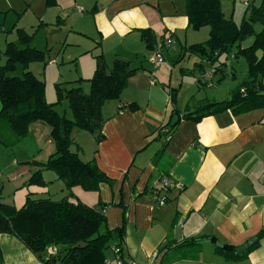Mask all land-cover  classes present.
Returning a JSON list of instances; mask_svg holds the SVG:
<instances>
[{
    "label": "crops",
    "instance_id": "0c3cea01",
    "mask_svg": "<svg viewBox=\"0 0 264 264\" xmlns=\"http://www.w3.org/2000/svg\"><path fill=\"white\" fill-rule=\"evenodd\" d=\"M46 1L0 0V52L8 42L18 44L15 29L32 35L30 46L45 52L47 63H30L27 70L45 83L47 103H56L55 84L64 90L80 87L88 93L98 55L109 67L118 59L135 69L119 99L102 107L106 119L103 140L96 142L85 131L74 130L71 146L82 161L93 160L114 182L101 183L97 192L74 187L71 193L81 203L101 211L110 230L120 227L125 208L123 258L147 264L156 251L154 264H159L165 253L166 264H264V237L244 261L224 259L211 243L200 245L194 258L173 261L177 256L168 250L186 239L211 237L237 248L264 231L263 109L239 115L224 111L198 123L178 117L176 128L169 132L171 139L166 142V135L159 136L162 129L168 131L164 126L170 124L173 110L183 114L209 101L204 96L198 103H191L192 99L184 102L180 93L201 90L210 78H221V73L215 74L198 57L194 67L177 68L192 58L182 55V48L206 41L208 27L194 31L188 26L184 0H55L52 6ZM5 21L11 25L6 26ZM146 29L156 39L166 34L175 39L174 46L163 51L168 63L153 66L147 62L151 51L146 50L139 33ZM180 38L183 46L178 48ZM251 41L243 42L242 47ZM238 61L228 57L224 73L235 77L237 69H242ZM24 71L18 65L10 75L21 77ZM189 73L192 83L184 82ZM130 103L138 109H120ZM20 143L16 146L25 148L17 150L15 146L13 154L0 145L1 201L19 208L27 195L55 201L67 195L63 183L47 170H41L45 187L27 186L32 173L39 170L27 162L43 163L54 152L49 126L31 124ZM162 175L180 188L171 189L166 203L156 207L153 193ZM105 257L113 259L109 250ZM0 264L41 262L15 237L0 234ZM56 264H60L58 259Z\"/></svg>",
    "mask_w": 264,
    "mask_h": 264
},
{
    "label": "trees",
    "instance_id": "16d2710c",
    "mask_svg": "<svg viewBox=\"0 0 264 264\" xmlns=\"http://www.w3.org/2000/svg\"><path fill=\"white\" fill-rule=\"evenodd\" d=\"M254 1L247 3L241 21L236 23L224 16L221 0H184L188 26L194 31L208 27L209 31L206 41L183 47L182 55L192 54L204 60L215 74L221 73L218 81L225 77L228 57L232 56L236 60L242 58L246 64V75L231 90L229 99L206 101L194 111L183 114L173 110L171 116L177 115L182 120L198 123L204 117L224 111L239 115L252 110H264V0H257L256 4ZM54 3L55 0L46 1L47 6ZM256 25L260 26L258 32L255 31ZM15 32L21 47L8 42L3 52H0V145L9 149L19 144L33 123L42 122L49 126L54 152L43 163L27 162L40 168L32 173L27 185L45 187L41 170H47L56 175L69 193L56 201L48 198L31 199L27 195L19 208L3 203L0 199V234L15 237L41 264H56L57 259L60 264H103L109 246L114 244L121 247L123 242L125 208L118 204L123 209L122 222L120 227L110 230L101 211L74 198L71 193L74 187L85 192H97L101 183L112 185L114 182L97 168L93 160L84 162L77 152L71 150L74 145L72 132L85 131L93 135L96 142L102 141L104 137L101 131L106 121L102 107L108 101L119 99L135 69L130 68L128 62L118 59L109 67L103 56L98 55L94 57L95 69L89 79L88 93L80 87L64 90L60 84H55L56 103L48 104L44 82L27 70L30 63H47V54L30 46L31 34L20 28L15 29ZM139 33L146 50L152 51L156 44L153 32L146 29ZM249 39H252L251 43L242 47V43ZM18 65L25 70L22 76H11ZM231 78L234 76L231 75ZM63 100L67 101L71 119L60 115L53 108ZM171 101H174L173 92ZM123 108L130 111L138 109L134 103L120 106V109ZM164 128L173 132L176 124L172 127L167 124ZM164 130H161L160 137H165ZM262 237L264 231L259 232L253 244L241 254H235L236 247L227 244L214 250L228 261H244ZM209 240L213 246L218 242L215 237ZM198 241L186 239L173 248L167 247L177 256L173 261L194 258L201 248ZM79 242L85 246L74 247ZM48 248H53L54 254L48 256ZM166 255L161 256L159 264L167 263Z\"/></svg>",
    "mask_w": 264,
    "mask_h": 264
},
{
    "label": "rangeland",
    "instance_id": "374dc122",
    "mask_svg": "<svg viewBox=\"0 0 264 264\" xmlns=\"http://www.w3.org/2000/svg\"><path fill=\"white\" fill-rule=\"evenodd\" d=\"M248 3H252L254 0H247ZM257 3V0L254 1V4ZM221 6H222V12L224 14L225 17L227 18H232L236 23H238L239 21H241V17L244 15V11L246 9V5H243L240 0H221ZM3 13H0V16H2ZM11 17H8L7 19L9 20ZM2 20V18H0ZM25 24L29 25V19L28 17H26L25 19ZM3 22V21H2ZM0 22V26H1V23ZM5 25L6 26H10V22L9 21H5ZM30 30V29H29ZM260 30V26L256 25L255 26V31L258 32ZM31 31V30H30ZM26 32V31H25ZM189 32H192L191 30ZM2 33V32H0ZM191 34H195V33H191ZM181 40V43L177 45V47H182L183 46V38H180ZM200 41V40H198ZM181 50V48H180ZM183 51V48L181 50V53ZM3 52V50H2ZM189 57H192L190 58V60L185 64H182V65H177V68H184V69H188L189 67H194L195 66V62H196V58L198 56L196 55H192V54H188ZM165 58V57H164ZM199 58V57H198ZM232 59V58H231ZM182 60V59H181ZM192 61V63H191ZM185 62V61H184ZM168 63V58H165L164 60V64ZM188 64V65H187ZM199 64V63H197ZM238 64H240L242 66V69L241 71L237 69V72H236V75L234 78H231L229 72H227L225 74V77L224 79H222L221 81H216V77H212L210 78V83H214V87H208V86H203L201 88V90H195L192 91V90H186L188 87H186V92L183 91L182 93H180V96H185L184 98V102L191 100V103H198L202 97L206 96L208 99L207 100H214V101H223V100H227L230 98V93H231V90L238 84L240 83V81L244 80L245 78V75H246V64L244 62V60L242 58H239V61H238ZM187 67V68H186ZM228 67H231V64L229 66V62H228ZM177 69V70H178ZM178 72V71H177ZM235 73V71H234ZM191 74L189 73L187 77H185L186 79H184V82H187V83H192L194 81L193 78H189L188 77L190 76ZM45 84V83H44ZM262 85H263V88H264V79L262 80ZM61 87V86H60ZM184 88H185V85H184ZM200 92V95H197L195 96V94L199 93ZM263 94H264V89H263ZM195 99H194V98ZM181 100L183 101V99L181 98ZM54 101V100H53ZM56 101V100H55ZM54 101V102H55ZM53 102V103H54ZM49 104V103H48ZM55 108V111L57 113H59L60 115H65L67 118L71 119V114H70V111L68 110L67 108V104L65 101H62L60 104H56L54 106ZM65 113V114H64ZM86 134H88L89 136L91 134H89L88 132H85ZM93 136V135H91ZM95 140V139H94ZM21 144V143H20ZM18 145V144H17ZM16 146V145H15ZM15 146L9 148L10 149V152L13 154L14 151H15ZM1 147V146H0ZM21 147H24V145H19L18 147L16 146V149L19 150ZM25 148V147H24ZM156 160H158V158H156L154 161L156 162ZM35 166V165H34ZM40 169V168H39ZM42 172V171H41ZM43 178V177H42ZM28 186V185H27ZM12 205L13 207L15 208H18L17 205H13V204H10ZM23 205V204H22ZM49 249V248H48ZM53 249V248H52ZM54 254V253H53ZM47 255H52L48 252L47 250Z\"/></svg>",
    "mask_w": 264,
    "mask_h": 264
},
{
    "label": "built area",
    "instance_id": "2783aa9c",
    "mask_svg": "<svg viewBox=\"0 0 264 264\" xmlns=\"http://www.w3.org/2000/svg\"><path fill=\"white\" fill-rule=\"evenodd\" d=\"M240 1L243 5H247V3H248L247 0H240ZM76 10L78 12H81L82 8L77 6ZM174 44H175V39L170 34H166V35L162 36L161 38L156 39L155 47L151 51V53L148 55L147 62L153 66H156V65L163 63V61H164V55H163L164 49H169L171 46H174ZM230 58H232V56H230ZM207 86L211 87L212 85L209 83V84H207ZM164 132L166 133L165 134L166 135L165 140H166V142H168L171 139V134L167 130H164ZM173 188L179 189L180 186H179V184L174 183L171 180V178H169L167 175H163L159 178V180L156 184V188H155L154 193H153V198H154V202H155L156 207H161L166 203L167 195H168L169 191ZM108 250L112 253L113 259L109 260L107 257H105L103 264H140V263H138L132 259H124L122 256L121 247H118L114 244H111L109 246ZM48 252L50 254H53L54 249L49 248ZM156 257H157V252L155 251L149 256V258H148L149 260H148L147 264H154Z\"/></svg>",
    "mask_w": 264,
    "mask_h": 264
},
{
    "label": "water",
    "instance_id": "95a60500",
    "mask_svg": "<svg viewBox=\"0 0 264 264\" xmlns=\"http://www.w3.org/2000/svg\"><path fill=\"white\" fill-rule=\"evenodd\" d=\"M177 120H178V116L177 115H173L172 118H171V121H170V126L171 127L174 126L176 124ZM254 241H255V238H252V239L248 240L245 244L237 247L235 249V254H241L242 252L246 251L248 249V247L253 244ZM197 244H199V245L210 244V240L209 239L199 240L197 242ZM214 245L217 248H223L224 247V245L222 243H220V242H216ZM84 246L85 245L82 242H79V243L74 245V247H76V248L77 247H84Z\"/></svg>",
    "mask_w": 264,
    "mask_h": 264
}]
</instances>
